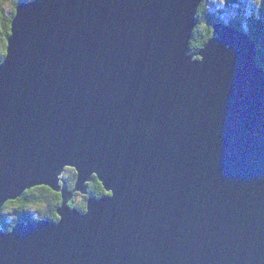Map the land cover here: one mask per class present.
I'll return each mask as SVG.
<instances>
[{
    "label": "water",
    "instance_id": "obj_1",
    "mask_svg": "<svg viewBox=\"0 0 264 264\" xmlns=\"http://www.w3.org/2000/svg\"><path fill=\"white\" fill-rule=\"evenodd\" d=\"M201 1L17 5L0 211L42 185L61 202L57 220L0 224V264H264V67L224 21L191 51ZM94 176L106 193L72 207Z\"/></svg>",
    "mask_w": 264,
    "mask_h": 264
},
{
    "label": "trees",
    "instance_id": "obj_2",
    "mask_svg": "<svg viewBox=\"0 0 264 264\" xmlns=\"http://www.w3.org/2000/svg\"><path fill=\"white\" fill-rule=\"evenodd\" d=\"M22 1L29 2L31 0H0V26L2 28L1 35L3 40V50L0 57V62L5 55L6 40L10 35L11 21L15 15L16 7ZM8 5L10 9L6 12L4 7ZM206 0H202L196 13V26L193 29V35L191 39V51L199 50L204 42L214 35L212 29V23L217 20H222L220 17L214 14L206 12L205 8ZM247 18L246 29L243 28L242 15H238L236 20H230L228 23L236 28H240L246 31L256 42L257 56L256 61L262 67H264V12L256 13ZM258 16V17H257ZM63 177L68 183L69 187L72 188L76 173L73 168H66ZM106 191L100 181L94 176L88 183V194L92 196H101ZM89 195H81L76 193L70 205L76 207L79 210L85 209L86 197ZM61 194L53 191L47 186H36L26 190L22 196L14 200L5 202L0 211V224L3 229L10 230L12 225L21 219H50L57 220L56 209L60 205Z\"/></svg>",
    "mask_w": 264,
    "mask_h": 264
},
{
    "label": "rangeland",
    "instance_id": "obj_3",
    "mask_svg": "<svg viewBox=\"0 0 264 264\" xmlns=\"http://www.w3.org/2000/svg\"><path fill=\"white\" fill-rule=\"evenodd\" d=\"M3 7L6 12L10 9L8 5H5ZM205 8H207V13L214 14L215 16L220 17L222 19L219 21H224L227 23L230 20H236V18H238V15H242L243 17H245L242 19V25L243 28L246 29L247 18L253 15L256 16V13L262 11L264 12V0H206ZM1 30L2 28L0 26V57L3 50Z\"/></svg>",
    "mask_w": 264,
    "mask_h": 264
},
{
    "label": "bare ground",
    "instance_id": "obj_4",
    "mask_svg": "<svg viewBox=\"0 0 264 264\" xmlns=\"http://www.w3.org/2000/svg\"><path fill=\"white\" fill-rule=\"evenodd\" d=\"M215 35V34H214ZM213 37V36H212ZM87 195H89V194H87ZM87 198V197H86Z\"/></svg>",
    "mask_w": 264,
    "mask_h": 264
}]
</instances>
